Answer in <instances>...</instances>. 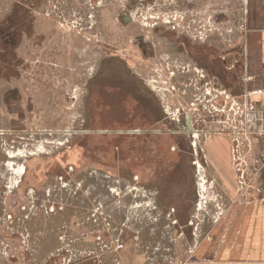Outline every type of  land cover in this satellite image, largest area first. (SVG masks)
<instances>
[{
	"label": "rangeland",
	"instance_id": "rangeland-1",
	"mask_svg": "<svg viewBox=\"0 0 264 264\" xmlns=\"http://www.w3.org/2000/svg\"><path fill=\"white\" fill-rule=\"evenodd\" d=\"M245 8L0 0V264H190L200 255L215 264L217 232L239 229L241 205L264 199V130L252 127L264 116L250 109ZM194 23L223 41L221 93L171 91L156 60L154 71L140 65L151 67L141 37L168 64L170 47L183 54V39L200 37ZM13 88L20 99L8 96ZM185 109L193 133L178 114ZM214 136L230 144L234 191L205 174ZM227 237L233 252L239 237Z\"/></svg>",
	"mask_w": 264,
	"mask_h": 264
},
{
	"label": "crops",
	"instance_id": "crops-1",
	"mask_svg": "<svg viewBox=\"0 0 264 264\" xmlns=\"http://www.w3.org/2000/svg\"><path fill=\"white\" fill-rule=\"evenodd\" d=\"M244 1L246 4L245 20H247L245 29L248 30V33L242 45L246 47L249 58L247 71L252 74L254 79L249 82V86L253 87L251 101L264 116V0ZM252 127L254 130H264V118L253 122ZM207 149V157L212 167L211 170L206 168L205 174L212 173L216 180L218 175L224 184L234 191L236 176L231 163L228 140L221 136L211 137L208 140ZM237 222L239 229L230 230L224 236L222 232H217L215 251L211 252L212 255H215V264H233L225 261L233 256L235 260L240 261L238 264H264V199H253L243 203L238 211ZM233 236H237L239 239L237 247L232 252L228 247H224L223 242L227 243V241L223 240L226 237L233 238ZM204 244L209 248L207 241H204ZM202 247L204 248V246L200 247L201 251ZM208 256L209 254L206 255L207 258ZM200 257L203 260L190 264H205L204 256L200 255Z\"/></svg>",
	"mask_w": 264,
	"mask_h": 264
},
{
	"label": "flooded vegetation",
	"instance_id": "flooded-vegetation-1",
	"mask_svg": "<svg viewBox=\"0 0 264 264\" xmlns=\"http://www.w3.org/2000/svg\"><path fill=\"white\" fill-rule=\"evenodd\" d=\"M188 27L192 34L200 35V37L184 38L183 47L179 44L185 50L183 54H176L174 47H170V50L174 51V53L169 54V57L164 59L168 64L159 59L158 54L151 47H148L147 42L141 36L139 39V49L147 59V63L151 64V62L156 60L157 67L161 68L159 65L162 66L161 70H165L164 72L169 80V84L172 85L170 86L172 88L171 91H181L180 93L183 94L194 91H215L221 93L224 90V67L227 65V61L224 59L223 41L220 38H210L209 34L213 32V29H210L211 32H208L205 24L197 25L194 23L189 24ZM198 43L200 47H196ZM142 64L140 65L144 66L146 71H154L152 64L151 67L148 64ZM153 65L155 64L153 63ZM20 94L17 88L8 91V96H12L13 99H20ZM194 111V113L197 112L196 110ZM178 114L183 116L181 122L186 131L193 133L196 130L193 113L185 109L182 113L179 112Z\"/></svg>",
	"mask_w": 264,
	"mask_h": 264
},
{
	"label": "built area",
	"instance_id": "built-area-1",
	"mask_svg": "<svg viewBox=\"0 0 264 264\" xmlns=\"http://www.w3.org/2000/svg\"><path fill=\"white\" fill-rule=\"evenodd\" d=\"M250 109H255V103H250Z\"/></svg>",
	"mask_w": 264,
	"mask_h": 264
},
{
	"label": "water",
	"instance_id": "water-1",
	"mask_svg": "<svg viewBox=\"0 0 264 264\" xmlns=\"http://www.w3.org/2000/svg\"><path fill=\"white\" fill-rule=\"evenodd\" d=\"M125 20L128 21L129 20V16L126 14L125 15Z\"/></svg>",
	"mask_w": 264,
	"mask_h": 264
}]
</instances>
